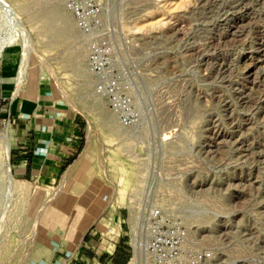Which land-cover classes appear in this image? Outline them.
Returning a JSON list of instances; mask_svg holds the SVG:
<instances>
[{"label":"rangeland","instance_id":"374dc122","mask_svg":"<svg viewBox=\"0 0 264 264\" xmlns=\"http://www.w3.org/2000/svg\"><path fill=\"white\" fill-rule=\"evenodd\" d=\"M85 1L0 0V135L11 143L15 105L49 87L85 118L88 144L47 188L16 177L11 152L7 179L0 143V264L68 257L109 205L129 212L130 264L145 262L136 244L152 206L213 252L205 264H264V0H95L132 123L87 67L69 7Z\"/></svg>","mask_w":264,"mask_h":264},{"label":"crops","instance_id":"0c3cea01","mask_svg":"<svg viewBox=\"0 0 264 264\" xmlns=\"http://www.w3.org/2000/svg\"><path fill=\"white\" fill-rule=\"evenodd\" d=\"M1 78L3 85L15 83L12 73L5 72ZM48 89L37 90L25 109L15 103L11 155L16 177L54 188L65 180L69 166L81 153L84 157L88 154L87 124L83 116L53 98ZM129 229V212L125 207L106 206L78 234L68 257L60 255L53 264H130Z\"/></svg>","mask_w":264,"mask_h":264},{"label":"built area","instance_id":"2783aa9c","mask_svg":"<svg viewBox=\"0 0 264 264\" xmlns=\"http://www.w3.org/2000/svg\"><path fill=\"white\" fill-rule=\"evenodd\" d=\"M69 7L88 44L87 67L95 77L96 90L108 97L112 110L124 123L134 122L137 113L130 99L114 90L118 65L111 44L102 34L105 23L102 6L95 0H86L72 2ZM139 224L146 255L141 264H205L213 258L211 250L191 246L188 230L179 223H171L160 207H150Z\"/></svg>","mask_w":264,"mask_h":264},{"label":"bare ground","instance_id":"6f19581e","mask_svg":"<svg viewBox=\"0 0 264 264\" xmlns=\"http://www.w3.org/2000/svg\"><path fill=\"white\" fill-rule=\"evenodd\" d=\"M0 143L2 145L3 153L5 155V160H6V169H5V173L6 174H5V177H7V179H9V180H12L13 179V175L11 173L10 164H9L10 152H11V143H10V137H9L8 131L5 132L4 134L0 135ZM136 245H137V252H136L137 255H136V257L140 259L141 251L144 249V245L142 244L141 239H139L137 241ZM142 260H143V258H142Z\"/></svg>","mask_w":264,"mask_h":264}]
</instances>
